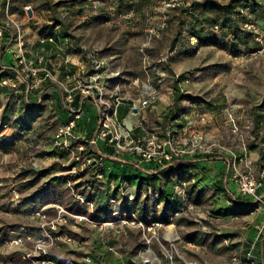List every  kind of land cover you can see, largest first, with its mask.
<instances>
[{"label":"rangeland","instance_id":"obj_1","mask_svg":"<svg viewBox=\"0 0 264 264\" xmlns=\"http://www.w3.org/2000/svg\"><path fill=\"white\" fill-rule=\"evenodd\" d=\"M187 109L198 112L185 120ZM261 112L264 0H0V264H245L254 234L264 237L259 202L217 219V196L204 186L197 197L192 182L171 206L148 185L135 201L121 186L107 195L106 161L146 162L96 132L105 120L171 140L183 156L228 157L240 192L264 179ZM60 208L67 220L53 231ZM113 222L120 241L92 242L94 227Z\"/></svg>","mask_w":264,"mask_h":264},{"label":"crops","instance_id":"obj_2","mask_svg":"<svg viewBox=\"0 0 264 264\" xmlns=\"http://www.w3.org/2000/svg\"><path fill=\"white\" fill-rule=\"evenodd\" d=\"M172 110L168 111L171 113ZM198 112L197 109H187L186 112L179 113L180 117L187 118L186 116L190 115L191 113ZM167 116V115H166ZM254 118L257 122V128L261 129V124L264 123V112L261 113H255ZM128 119V116L125 117V120ZM169 121V120H168ZM167 121V122H168ZM182 122V121H181ZM128 127L131 126L130 118L127 121ZM183 124V122H182ZM162 126V123H161ZM160 130H163V127H160ZM164 132V131H162ZM196 156L199 155H185L183 157H180L174 161V163L168 165L165 168H162L156 163H145L142 167L137 166L131 161H117L119 163H114L111 161H106L104 163V170L106 172V175H101L102 178H104L105 185L103 188L106 189L107 195L114 196L117 192L116 188L125 187L124 192H122L123 201H126V199L129 198L132 200L129 201H135L137 195L140 193L142 186L148 185L151 192H157L158 195H160V201L161 203H165L170 201L171 204H174L177 202V198L181 197H188L189 193L185 189V185L189 183L197 184V197H200V195L203 192V187L207 186L212 189L214 192V195L217 196V205H215V208L211 213L216 215L217 219H229L234 216L241 215L242 213H247L251 211V208L254 207V203L259 202V209L263 211L264 213V206L262 204V199L264 198V179L262 182V186L259 190V192L256 193V195H241L237 184L234 182V173L233 170H231V163L228 161V157L225 158H196ZM234 157L231 158V162H235V160L242 159L241 154L237 153L233 155ZM255 154H251L250 159H246V162H252L255 160L254 158ZM251 163V164H252ZM126 164V165H125ZM128 165V166H127ZM124 167L122 168V177L119 178L113 177V173L111 172L115 167ZM157 175L154 178L151 176ZM120 179V181H119ZM107 185V186H106ZM108 187V189H107ZM153 188V189H151ZM186 191V192H185ZM217 191V193H215ZM164 192H167L168 194H164ZM263 193V194H262ZM262 194V195H260ZM227 197L228 199L223 201V199ZM229 197H232L233 201H229ZM243 197V198H242ZM127 200V201H128ZM46 202H43V204ZM129 208L131 206L135 207L138 203L136 202H127L126 203ZM130 204V205H129ZM237 204V206H236ZM52 205H47L44 207H51ZM140 208V207H139ZM133 208L135 210H143V208ZM89 211H93V207H89ZM102 215L101 219L104 218L108 219V217L114 216L109 215V210L102 209ZM132 212H135L132 210ZM106 213V214H105ZM127 212H124V214ZM98 215V214H96ZM131 215H135L132 213ZM117 222L113 223H105L104 225L108 226H114L115 227H107L104 229L103 227H100L98 229L97 227H94V234H91V240L92 242H102L103 239H107V241H120L119 232L124 231V227H120L119 224H116ZM94 226H98L99 223H93ZM119 228V230H117ZM93 230V229H92ZM252 237V242H254L255 245H257V248L255 250V256L253 259L245 260V264H264V237L261 238L259 241L257 237H260V234L256 233ZM38 229H34L31 236L38 237ZM79 240H85V238L82 237V234L77 236ZM122 240V239H121ZM257 241V242H256ZM252 242H248V245L255 246L252 244ZM100 245V243L98 244ZM246 245H242L244 248ZM97 248V247H96ZM97 250V249H96ZM251 251V250H250ZM97 259L107 260L108 254L106 252H102L97 250ZM250 254V253H249ZM89 260L93 259L90 257Z\"/></svg>","mask_w":264,"mask_h":264},{"label":"built area","instance_id":"obj_3","mask_svg":"<svg viewBox=\"0 0 264 264\" xmlns=\"http://www.w3.org/2000/svg\"><path fill=\"white\" fill-rule=\"evenodd\" d=\"M52 39H50L51 41ZM144 106L149 105V101L145 100L143 102ZM80 118V115H77L73 121L69 123V125L64 126L60 130V135H71L70 132L72 129H74L77 126L76 120ZM186 120V118H185ZM174 126V123H172ZM103 128L102 130H98L96 133L98 136H101L104 138L105 141H108V143H114V146L112 147L117 151L122 152H128L132 153L138 157H140L143 161L146 163H156L162 168L167 167L168 165L174 163V161L178 157H182L184 154H187L186 151L176 150L174 149L172 145V141H165L161 142L158 140V138H155L154 136L149 137L148 135L141 134V135H135L131 133L130 131L128 133L122 134L119 130L116 124L108 125L107 122H103ZM137 129L140 128L143 130L141 125L136 127ZM172 132H168L167 135L171 137ZM198 137V135H197ZM200 138V137H199ZM141 165V162L138 161L137 166ZM239 188L242 195H256L258 189L262 186V184H257L254 181H248L245 180V182H239ZM159 200V196L157 197ZM262 204L264 206V198L262 199ZM38 216H41L40 213L37 214ZM68 216V215H67ZM66 211L62 208H60L58 212L57 218L50 223V229L55 231L58 229V226L60 224L66 223L67 220ZM75 219L82 221L85 220V218L80 216H75ZM250 255V254H249ZM45 263V262H44ZM48 264H53L52 262H48Z\"/></svg>","mask_w":264,"mask_h":264},{"label":"trees","instance_id":"obj_4","mask_svg":"<svg viewBox=\"0 0 264 264\" xmlns=\"http://www.w3.org/2000/svg\"><path fill=\"white\" fill-rule=\"evenodd\" d=\"M178 99H179V98H178ZM20 123H21V121H20ZM19 125H20V124H19ZM159 201H160V199H159ZM168 202H170V201H168ZM249 250H251V249L249 248ZM249 253H250V252H249ZM246 262H247V261H246ZM246 262H245V263H246Z\"/></svg>","mask_w":264,"mask_h":264},{"label":"water","instance_id":"obj_5","mask_svg":"<svg viewBox=\"0 0 264 264\" xmlns=\"http://www.w3.org/2000/svg\"><path fill=\"white\" fill-rule=\"evenodd\" d=\"M32 14V11L29 9V15H31Z\"/></svg>","mask_w":264,"mask_h":264}]
</instances>
